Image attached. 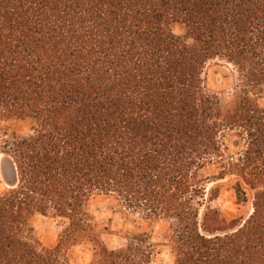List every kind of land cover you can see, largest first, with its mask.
I'll return each mask as SVG.
<instances>
[{
	"label": "trees",
	"instance_id": "1",
	"mask_svg": "<svg viewBox=\"0 0 264 264\" xmlns=\"http://www.w3.org/2000/svg\"><path fill=\"white\" fill-rule=\"evenodd\" d=\"M213 61L236 73L230 100ZM263 93L264 0H0V122L31 126L0 129V264H75L81 245L87 264H151L145 231L105 244L101 207L170 221L172 264H264Z\"/></svg>",
	"mask_w": 264,
	"mask_h": 264
},
{
	"label": "rangeland",
	"instance_id": "2",
	"mask_svg": "<svg viewBox=\"0 0 264 264\" xmlns=\"http://www.w3.org/2000/svg\"><path fill=\"white\" fill-rule=\"evenodd\" d=\"M179 32V27L176 28ZM206 78L208 87L216 91L223 100H230L237 91V76L232 66L222 62L213 61L206 67ZM258 104L264 107V93L255 97ZM1 127H7L17 135H23L29 132L30 124L24 121H2ZM1 160V155H0ZM220 207L223 214L231 217L236 214L234 205V196L232 191L226 187L221 189L220 197L214 203ZM96 223L99 228L108 225V219L112 217L111 230L113 234H104L102 236L105 244L112 249L124 247L126 244L123 234L118 232H127L130 230L145 231L149 233L150 243L153 245V256L151 264H172V259L168 253L165 243L168 240L170 221L158 220L147 221L139 218L138 215H132L125 220L123 214L112 215L106 208L101 207L94 211ZM125 220V221H124ZM124 221V222H123ZM35 234L41 243L47 247L54 246L57 243L62 227L58 221L52 217L42 215L35 216L33 220ZM72 262L75 264H87L91 259V253L88 246H77L70 249Z\"/></svg>",
	"mask_w": 264,
	"mask_h": 264
},
{
	"label": "water",
	"instance_id": "3",
	"mask_svg": "<svg viewBox=\"0 0 264 264\" xmlns=\"http://www.w3.org/2000/svg\"><path fill=\"white\" fill-rule=\"evenodd\" d=\"M0 170L6 185L14 184V176L12 175V171H10V168L6 166V163H4L2 160H0Z\"/></svg>",
	"mask_w": 264,
	"mask_h": 264
}]
</instances>
